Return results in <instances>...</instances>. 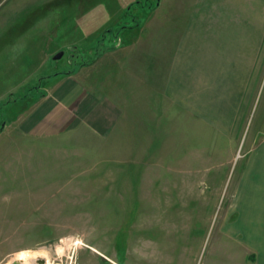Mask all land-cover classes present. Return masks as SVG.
Segmentation results:
<instances>
[{"label": "rangeland", "instance_id": "374dc122", "mask_svg": "<svg viewBox=\"0 0 264 264\" xmlns=\"http://www.w3.org/2000/svg\"><path fill=\"white\" fill-rule=\"evenodd\" d=\"M174 1L21 0L0 17V264L21 252L24 264H264L261 235L241 240L234 224L239 174L264 138V0L194 18L177 66L183 32L170 28L188 19ZM135 17L130 39L119 28ZM68 72L121 108L110 136L20 129Z\"/></svg>", "mask_w": 264, "mask_h": 264}, {"label": "crops", "instance_id": "0c3cea01", "mask_svg": "<svg viewBox=\"0 0 264 264\" xmlns=\"http://www.w3.org/2000/svg\"><path fill=\"white\" fill-rule=\"evenodd\" d=\"M20 1L0 0V17H11L12 13L17 12ZM162 1L157 0L155 12L159 10ZM226 1L222 4L218 0L216 1L217 4H215L213 0H193L189 12L186 13V3L184 4L181 0H175L174 7L177 15L175 18L185 17L188 19L186 24L184 22L181 23L180 19L176 20L177 24H175V27L170 28L171 33H176L178 38L180 29L185 34L184 36L182 34L181 39L179 38L181 45L180 43L177 44L175 51L178 52L181 48L186 49L188 47L184 46L189 40L187 36L191 31L190 27L195 24L194 18H198L199 23L207 24V26L209 24H216L219 16L223 14L221 13L222 9L219 8H222L226 4ZM211 5H213L215 10L213 13L208 12L209 10L211 11ZM8 6L12 7L9 11L8 9L6 10ZM212 19L216 21L214 22ZM196 22L198 21L196 20ZM143 28L142 25H138L129 29V38L131 39V36L137 33L139 37ZM162 28L164 29L165 27ZM160 31L163 32L161 28H158L157 32L159 33ZM159 42H157V45H159ZM168 45L167 43L165 44V46ZM120 46L114 47L113 50H119ZM177 54L178 58H176L174 66L181 65V62L182 64L188 62L182 56V60L179 59V52ZM214 54H217V52H214ZM179 72L180 70L177 74L175 73V79L178 78L177 80H180L181 77L179 76ZM68 75L58 80L34 104L30 113L27 114L20 124L22 132L31 137L51 138L64 134L78 126H85L99 136H110L112 131L121 123V108L109 97L102 95L95 89H91L92 87L89 88L85 80L77 79V76L71 74ZM254 144L255 148L250 156H247L246 163L243 165L242 172L239 174V179L237 180L238 196L236 198L239 202L236 206L237 212L235 213L236 221L234 224L237 228H240L241 233L246 237L241 240H249L250 234L253 232L254 235H261V238L256 237L252 239L264 241V138L261 141L258 139ZM192 152H194V149L189 150V154ZM187 174L189 175L190 173L188 172ZM243 226L248 228L243 229ZM249 227L258 228L249 229Z\"/></svg>", "mask_w": 264, "mask_h": 264}, {"label": "bare ground", "instance_id": "6f19581e", "mask_svg": "<svg viewBox=\"0 0 264 264\" xmlns=\"http://www.w3.org/2000/svg\"><path fill=\"white\" fill-rule=\"evenodd\" d=\"M58 250H60V247L57 248ZM43 255H45V253H42ZM29 254L27 252H21L18 253L13 261H24V262H29ZM46 264H54V263H46Z\"/></svg>", "mask_w": 264, "mask_h": 264}, {"label": "water", "instance_id": "95a60500", "mask_svg": "<svg viewBox=\"0 0 264 264\" xmlns=\"http://www.w3.org/2000/svg\"><path fill=\"white\" fill-rule=\"evenodd\" d=\"M63 56L62 52H58L56 55L53 56V60H58ZM72 72H68L66 74H71ZM74 73V72H73ZM38 264H46L47 261L45 259H40L39 261H37ZM11 264H24L23 261H12Z\"/></svg>", "mask_w": 264, "mask_h": 264}, {"label": "trees", "instance_id": "16d2710c", "mask_svg": "<svg viewBox=\"0 0 264 264\" xmlns=\"http://www.w3.org/2000/svg\"><path fill=\"white\" fill-rule=\"evenodd\" d=\"M136 3H138V4H141L140 2H136ZM131 7V6H130ZM130 7H128L127 8V10H126V14H128L127 12H129L128 10H130L129 8ZM128 16V15H127ZM134 20L136 21L137 20V18L135 17L134 18ZM138 26V23H137V21L134 23V25L133 26H129V25H125V26H121L119 29L121 30H123V29H131V28H134V27H137Z\"/></svg>", "mask_w": 264, "mask_h": 264}]
</instances>
